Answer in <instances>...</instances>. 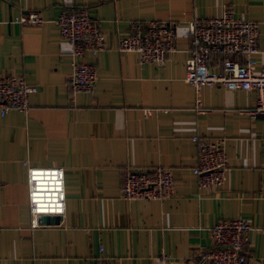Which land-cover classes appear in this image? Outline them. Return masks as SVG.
<instances>
[{
    "label": "crops",
    "instance_id": "obj_1",
    "mask_svg": "<svg viewBox=\"0 0 264 264\" xmlns=\"http://www.w3.org/2000/svg\"><path fill=\"white\" fill-rule=\"evenodd\" d=\"M87 9L105 47L77 59L57 20L65 9ZM232 10L260 26L257 71L264 69V0H0V70L38 87L28 113L0 115V264H198L213 248L223 219L254 229L247 264H264V115L247 111L255 92L187 81L189 24ZM39 13L42 24H23ZM177 26L178 50L163 66L119 49L136 23ZM222 58L211 65L221 71ZM96 65L92 93H73L77 62ZM198 102L205 112H198ZM195 136L223 139L228 158L220 189L197 187ZM173 171L174 195L127 200L128 167ZM29 167L65 171L66 212L33 227Z\"/></svg>",
    "mask_w": 264,
    "mask_h": 264
},
{
    "label": "built area",
    "instance_id": "obj_2",
    "mask_svg": "<svg viewBox=\"0 0 264 264\" xmlns=\"http://www.w3.org/2000/svg\"><path fill=\"white\" fill-rule=\"evenodd\" d=\"M23 24H42L39 13L20 18ZM57 23L62 37L73 46L77 59L87 53H98L105 47V36L89 11L84 8L65 9ZM177 26L167 21L153 20L136 23L128 36L121 37L122 52L137 53L143 63L163 66L168 56L178 50ZM260 26L244 20L232 10L213 18H203L189 24V44L186 49L187 81L197 93L207 86H222L232 91H250L257 95L256 104L247 112L252 117L264 115V69L257 71ZM215 56L222 58L221 71L212 67ZM98 80L96 65L77 62L70 77L73 93H92ZM38 87L26 79L0 70V115L13 110L28 113L30 97ZM198 112L205 109L198 102ZM197 147V164L193 169L197 187L220 189L226 181L228 158L224 140L193 138ZM30 207L33 227L42 225L47 216H64L66 212L65 171L58 167H29ZM176 179L172 170L163 167L135 169L128 167L123 174V196L127 200L164 201L175 193ZM254 227L242 218L223 219L212 229L213 248L203 252L198 264H247L246 250ZM110 264V263H108ZM157 264H171L165 254Z\"/></svg>",
    "mask_w": 264,
    "mask_h": 264
},
{
    "label": "water",
    "instance_id": "obj_3",
    "mask_svg": "<svg viewBox=\"0 0 264 264\" xmlns=\"http://www.w3.org/2000/svg\"><path fill=\"white\" fill-rule=\"evenodd\" d=\"M51 222L49 216L43 218V223Z\"/></svg>",
    "mask_w": 264,
    "mask_h": 264
}]
</instances>
